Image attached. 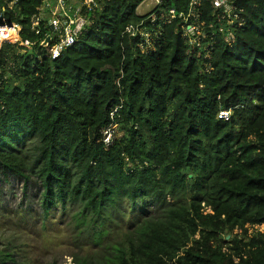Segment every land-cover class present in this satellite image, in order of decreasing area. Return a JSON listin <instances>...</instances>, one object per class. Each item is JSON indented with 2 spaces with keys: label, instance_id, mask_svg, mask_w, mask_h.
I'll return each mask as SVG.
<instances>
[{
  "label": "trees",
  "instance_id": "obj_1",
  "mask_svg": "<svg viewBox=\"0 0 264 264\" xmlns=\"http://www.w3.org/2000/svg\"><path fill=\"white\" fill-rule=\"evenodd\" d=\"M144 1L110 0L59 59L3 45L0 169L40 183L46 220L70 217L73 264H264V0H164L178 16L155 25ZM38 6L5 12L24 44ZM141 22L155 52L125 32Z\"/></svg>",
  "mask_w": 264,
  "mask_h": 264
},
{
  "label": "built area",
  "instance_id": "obj_2",
  "mask_svg": "<svg viewBox=\"0 0 264 264\" xmlns=\"http://www.w3.org/2000/svg\"><path fill=\"white\" fill-rule=\"evenodd\" d=\"M19 0H0V52L4 44L11 43L14 45L23 46L25 50H32L40 44H42L50 37V44L47 47H42L48 56L52 59H59L63 53L68 49L76 45L80 41L82 33H84L89 26H91L96 18L97 14L105 9L110 0H37L39 6L37 13L31 18V32L36 36L35 42L22 43L20 33L22 26L10 21L5 12L12 11L18 5ZM158 5L156 9H159L163 4L159 0H155ZM2 2V3H1ZM196 1L192 3L195 5ZM214 8L216 10L224 9L225 13L232 14L233 9L229 5L227 0H214ZM151 12L149 20L152 24H156L158 21V15L162 18L167 17L168 21L178 16L174 9L167 11V9H159V13ZM154 13V14H153ZM188 16H184L183 13L179 14V18H185L184 36L188 39L190 45L200 46L201 38L196 33V28L193 25H188L187 20L191 18L194 13L189 12ZM13 31L18 40L12 41L3 37L4 32ZM131 37L140 36L144 42L139 45V48L143 52L156 51V40L158 39V31H148L145 27V22H141L138 25H129L125 31ZM202 36V35H201ZM194 38H197L198 43H194ZM231 41L233 37L230 36ZM25 53V51H22ZM117 113V110L112 112L111 117ZM231 116L230 111H222L219 115V119L229 120ZM118 133L117 125L113 124L105 130L104 142L107 146L113 144L115 135Z\"/></svg>",
  "mask_w": 264,
  "mask_h": 264
},
{
  "label": "rangeland",
  "instance_id": "obj_3",
  "mask_svg": "<svg viewBox=\"0 0 264 264\" xmlns=\"http://www.w3.org/2000/svg\"><path fill=\"white\" fill-rule=\"evenodd\" d=\"M152 4L158 5L155 0L144 1L137 9L138 15L147 14ZM201 35L199 32L198 37ZM16 38L9 33L5 37L12 41ZM198 41L194 38V43ZM42 192L36 179L26 184L24 179L0 169V252L12 255L8 264H73V256L78 254L67 228L70 217L66 219L67 227L58 211L46 220ZM253 230L250 228V233Z\"/></svg>",
  "mask_w": 264,
  "mask_h": 264
},
{
  "label": "water",
  "instance_id": "obj_4",
  "mask_svg": "<svg viewBox=\"0 0 264 264\" xmlns=\"http://www.w3.org/2000/svg\"><path fill=\"white\" fill-rule=\"evenodd\" d=\"M159 1L161 2L162 0H159ZM23 2H24V0H19L18 5L21 6L23 4ZM50 40H51L50 37H47V39L42 44V47H47L50 44ZM228 239H230V236L228 237Z\"/></svg>",
  "mask_w": 264,
  "mask_h": 264
},
{
  "label": "crops",
  "instance_id": "obj_5",
  "mask_svg": "<svg viewBox=\"0 0 264 264\" xmlns=\"http://www.w3.org/2000/svg\"><path fill=\"white\" fill-rule=\"evenodd\" d=\"M151 7H152V9L151 10H149L148 11V13L147 14H145V15H142V16H146V15H148V14H150L151 12H153V11H155L156 10V5L154 4V6H153V4L151 5ZM138 13V12H137ZM141 16V15H140Z\"/></svg>",
  "mask_w": 264,
  "mask_h": 264
},
{
  "label": "bare ground",
  "instance_id": "obj_6",
  "mask_svg": "<svg viewBox=\"0 0 264 264\" xmlns=\"http://www.w3.org/2000/svg\"><path fill=\"white\" fill-rule=\"evenodd\" d=\"M7 33H9V35H12V36L15 35V36H16V34H15L13 31H8V32H6V33L4 32V34H3V37H4V38L6 37V34H7ZM16 37H17V36H16ZM16 39L18 40V38H16Z\"/></svg>",
  "mask_w": 264,
  "mask_h": 264
}]
</instances>
